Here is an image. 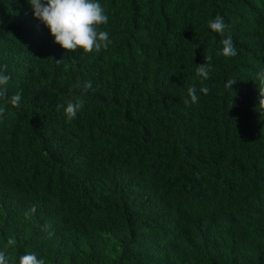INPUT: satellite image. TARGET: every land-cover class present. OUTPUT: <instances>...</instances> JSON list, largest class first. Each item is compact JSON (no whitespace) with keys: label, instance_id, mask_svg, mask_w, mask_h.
I'll return each instance as SVG.
<instances>
[{"label":"trees","instance_id":"trees-1","mask_svg":"<svg viewBox=\"0 0 264 264\" xmlns=\"http://www.w3.org/2000/svg\"><path fill=\"white\" fill-rule=\"evenodd\" d=\"M99 2L112 43L85 54L27 0H0V66L22 92L0 100V250L15 240L10 264H264V0ZM217 15L235 57L218 55ZM78 81L92 88L69 121Z\"/></svg>","mask_w":264,"mask_h":264},{"label":"clouds","instance_id":"clouds-1","mask_svg":"<svg viewBox=\"0 0 264 264\" xmlns=\"http://www.w3.org/2000/svg\"><path fill=\"white\" fill-rule=\"evenodd\" d=\"M34 16L37 20L45 24L55 38V43L60 45L66 52L75 53L83 51L85 54L100 53L102 50H107L112 43L109 33L102 30L103 25L108 23V15L104 6L99 0H27ZM208 27L218 33L222 39V51L218 55L224 57H235L237 49L235 47L233 37L230 31V26L225 22L224 18L217 15L214 19L209 20ZM206 63L197 65L196 76L200 78L202 87L200 92L207 95L208 88L204 85V81L210 79L212 72L210 55L205 56ZM57 64L63 63L64 59L55 61ZM7 65L0 66V100L5 104H10L12 107H19L22 100V92L17 91L9 96L10 75L7 74ZM260 81V100L259 110L264 112V70L257 74ZM237 82L235 79H230L226 83V87L232 90V86ZM73 87L80 91L79 95L70 99L64 107L65 115L68 120L76 117L84 107V94L91 88V81L77 82ZM195 87H190L188 90L189 96L193 103H196L199 97L196 94ZM187 103V101H186ZM6 108L0 106V120L5 117ZM36 212V207L32 206L26 216H30ZM45 231H48V226H45ZM15 240L9 238L6 241L4 250H0V264H10L7 250L15 245ZM19 264H46L45 260L38 253L31 252L19 257Z\"/></svg>","mask_w":264,"mask_h":264}]
</instances>
